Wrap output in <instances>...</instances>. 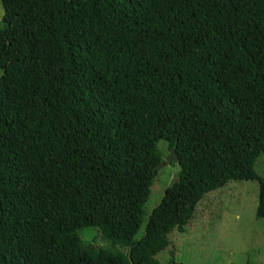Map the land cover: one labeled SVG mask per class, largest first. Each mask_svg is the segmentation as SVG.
Here are the masks:
<instances>
[{
  "label": "trees",
  "instance_id": "16d2710c",
  "mask_svg": "<svg viewBox=\"0 0 264 264\" xmlns=\"http://www.w3.org/2000/svg\"><path fill=\"white\" fill-rule=\"evenodd\" d=\"M0 6V264H159L231 181L258 183L264 219V0ZM159 141L183 181L135 240Z\"/></svg>",
  "mask_w": 264,
  "mask_h": 264
},
{
  "label": "rangeland",
  "instance_id": "374dc122",
  "mask_svg": "<svg viewBox=\"0 0 264 264\" xmlns=\"http://www.w3.org/2000/svg\"><path fill=\"white\" fill-rule=\"evenodd\" d=\"M2 15L0 6V21ZM157 150L162 163L149 188L135 240L143 235L148 217L166 188L183 181L178 164L168 161L174 153L167 143L159 141ZM254 171L264 179L263 157L256 161ZM257 196L256 181H231L206 194L184 233L173 231L168 236L169 246L156 256L159 264H264V219L254 217ZM80 238L87 244L106 246L91 229L82 231Z\"/></svg>",
  "mask_w": 264,
  "mask_h": 264
},
{
  "label": "water",
  "instance_id": "95a60500",
  "mask_svg": "<svg viewBox=\"0 0 264 264\" xmlns=\"http://www.w3.org/2000/svg\"><path fill=\"white\" fill-rule=\"evenodd\" d=\"M168 161H177V158L175 157V155H172L171 157L168 158Z\"/></svg>",
  "mask_w": 264,
  "mask_h": 264
}]
</instances>
